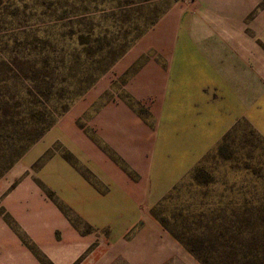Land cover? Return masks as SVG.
<instances>
[{"label": "rangeland", "instance_id": "1", "mask_svg": "<svg viewBox=\"0 0 264 264\" xmlns=\"http://www.w3.org/2000/svg\"><path fill=\"white\" fill-rule=\"evenodd\" d=\"M199 49L229 55V62L211 63L234 75L221 78L229 83L213 95L230 94L219 110L222 115L224 107H235V121L156 203L140 202L143 219L122 237L83 221L37 177L60 153L93 178L58 137L85 134L99 145L93 120L108 100L127 103L152 128L162 106L155 100L159 93L147 89L155 81L163 85V72L178 71L180 56ZM188 68L200 69L199 63ZM50 117L54 123L8 165L20 141ZM21 181L39 184L46 203L91 239L71 264H129L127 243L149 215L186 251L171 264L264 263V0H0V216L39 260L57 264L40 255L27 233L29 222L2 206L5 193ZM55 232L59 237L62 230ZM174 234L190 249L193 241L201 243L198 256Z\"/></svg>", "mask_w": 264, "mask_h": 264}, {"label": "crops", "instance_id": "2", "mask_svg": "<svg viewBox=\"0 0 264 264\" xmlns=\"http://www.w3.org/2000/svg\"><path fill=\"white\" fill-rule=\"evenodd\" d=\"M197 53L190 58L180 56V69L163 72V85L155 81L147 89L159 93L155 100L162 106L156 111L152 128L127 103L108 100L93 120L98 126L99 145L85 134L67 133L66 140L58 137L103 188L99 189L92 177L81 174L60 153L45 161L37 177L83 221L100 230L109 229L115 238L122 237L135 221L143 219L137 213L140 202L148 207L156 203L235 121V107H224L222 115L219 110L223 106L220 100L226 103L230 94L220 99L213 95L220 84L229 83L221 78L234 75L212 68L211 63L229 62V55L218 57L203 49ZM189 62H198L200 69H189ZM138 83L141 89V81ZM215 99L219 102L213 104ZM41 189L33 181H21L5 193L2 206L19 222H29L27 233L43 258L71 264L91 239L73 228L53 202L46 203ZM2 218L0 264H44ZM58 229L62 230L59 237L55 232ZM126 247L132 259L129 264H171L169 259L186 252L151 215Z\"/></svg>", "mask_w": 264, "mask_h": 264}, {"label": "trees", "instance_id": "3", "mask_svg": "<svg viewBox=\"0 0 264 264\" xmlns=\"http://www.w3.org/2000/svg\"><path fill=\"white\" fill-rule=\"evenodd\" d=\"M68 108V106H67V104L66 105H64V106H62L61 108H60V110L58 111V112H56L55 113V115L54 116H57V115H59V114H61L63 111H65L66 109ZM55 118L54 117H50L45 123H44V126H43V128L42 129H40V130H38V132L32 137V138H29V139H24V141H23V139L20 141V142H22V144L21 145H18V148L16 149V150H14L12 153H11V155L10 156H8V165H12L14 162H16L24 153H25V151L27 150V148L29 147V145L31 144V143H33V142H35L37 139H38V137H40L42 134H43V132L47 129V128H49L53 123H54V120ZM33 126H35V123H30L29 124V127H33ZM171 232H174V231H172V230H170ZM174 236L177 238V239H179L183 244H185L186 246H187V248L192 252V253H194L195 255H197L198 256V253H197V246H199L201 243H199L198 241H193V244H195V246H196V248L194 249H190L189 248V243H186V242H184L183 241V239L181 238V236H179V235H177V234H174ZM202 261H203V264H209L206 260H203L202 259ZM262 264H264V263H262Z\"/></svg>", "mask_w": 264, "mask_h": 264}]
</instances>
